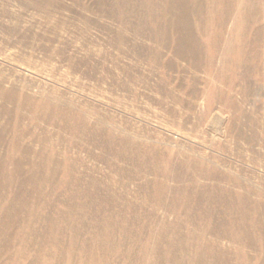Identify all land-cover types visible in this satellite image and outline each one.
<instances>
[{"label": "bare ground", "instance_id": "bare-ground-1", "mask_svg": "<svg viewBox=\"0 0 264 264\" xmlns=\"http://www.w3.org/2000/svg\"><path fill=\"white\" fill-rule=\"evenodd\" d=\"M99 1L102 7L108 2L109 14L146 40L239 90L249 105L244 109L231 96L223 99L217 89L208 110L217 102L235 107L252 140L256 129L264 132V0ZM6 82L19 108L31 104L35 115L83 131L87 118L77 114L74 98L52 96L40 87L24 93L20 78ZM206 115L213 131L208 148L214 152L231 124L225 126L227 118L214 108ZM19 119L5 129L11 153L25 140ZM120 144L130 147L127 140ZM197 154L200 164H181L182 171L175 164L167 169L144 164L150 175L168 181L194 176L205 181L190 188L163 182L144 186L159 206L173 195L175 223L142 210L138 197L124 190L108 187L110 200L98 181L73 178L66 164L58 178L59 172L41 165L47 163L0 157V264H264V164H218L206 153ZM106 204L112 211L104 218Z\"/></svg>", "mask_w": 264, "mask_h": 264}, {"label": "rangeland", "instance_id": "rangeland-1", "mask_svg": "<svg viewBox=\"0 0 264 264\" xmlns=\"http://www.w3.org/2000/svg\"><path fill=\"white\" fill-rule=\"evenodd\" d=\"M100 3L0 0V157L47 163L41 165L59 172L58 178L66 164L73 178L98 181L104 191L112 187L134 194L142 202V210L159 219L166 215L161 222L175 223L173 195L159 206L153 204V192L144 186L163 182L190 188L205 181L195 176L168 181L163 175H150L144 164H158L163 169L175 164L182 171L181 164H200L197 152L206 153L218 164H264V132L256 129L252 140L236 108L217 102L212 108L227 118L225 126L231 124V132L211 152L213 131L206 120L212 109L208 110L209 99L218 89L223 99L231 96L245 109L249 105L242 93L146 40L109 14L108 2L106 7ZM9 78H20L26 84L24 93L40 87L52 96L74 98L77 114L87 118L81 125L83 131L72 132L67 121L35 115L31 104L19 108L16 96L7 94L12 89L4 86ZM192 88L199 93H191ZM18 119L25 140L18 141L19 148L11 153L5 129ZM122 140L129 141L128 149L122 148ZM25 141H31L33 147H27ZM53 151L50 162H45ZM106 194L113 201V192ZM108 208L111 206L106 204L101 209L104 218L112 211Z\"/></svg>", "mask_w": 264, "mask_h": 264}]
</instances>
